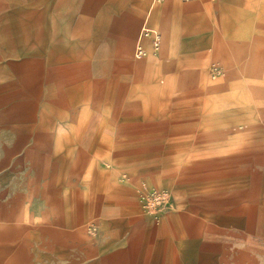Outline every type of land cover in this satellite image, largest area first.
<instances>
[{
	"label": "rangeland",
	"instance_id": "rangeland-1",
	"mask_svg": "<svg viewBox=\"0 0 264 264\" xmlns=\"http://www.w3.org/2000/svg\"><path fill=\"white\" fill-rule=\"evenodd\" d=\"M224 1L156 2L158 23L174 28L178 57L167 62L172 83L165 85L161 76L163 87L152 92L135 68L145 65L133 56L136 37L145 20L165 35L144 5L135 0H0V118L26 121L24 141L9 134L7 142L0 141V155L23 151L24 166L18 168L24 178L18 182L28 190L39 182L34 208L41 214L38 222H9L14 236L10 233L8 264H102L91 257L110 235L120 237L122 249L129 235L140 233L132 229L141 225L138 219L80 221L79 205H65L60 198L65 182L54 176L90 172L96 161L128 167L135 177L138 208L151 229V237H138L140 248L157 241L156 228L178 189L184 200L187 195L194 199L172 209L192 211L207 235L185 246L188 264H264V8L255 13V37L234 43L243 70L234 65L227 71L211 53L213 17L195 18L185 8H219ZM227 2L243 9V0ZM131 17L137 27L123 54L121 41ZM110 40L112 48L106 45ZM249 58L258 59L260 67L253 62L247 67ZM101 62L104 69L97 67ZM229 82L241 92L217 93L215 105L221 106L222 95L232 102L241 97L243 106L208 120L209 97L228 89ZM76 119L86 123L80 139L54 140L52 134L65 133V123ZM106 121H119L114 127L119 134L145 140L128 145L91 141L96 134L113 132L102 125ZM156 190H166L168 202L145 206L142 195ZM29 209L25 204L24 219ZM51 211L67 220L47 221L44 214Z\"/></svg>",
	"mask_w": 264,
	"mask_h": 264
},
{
	"label": "crops",
	"instance_id": "crops-1",
	"mask_svg": "<svg viewBox=\"0 0 264 264\" xmlns=\"http://www.w3.org/2000/svg\"><path fill=\"white\" fill-rule=\"evenodd\" d=\"M135 2L139 3L140 6L144 5L148 8L146 14H148L151 22L157 26L159 25L165 35V38H162L163 49L159 52L152 51L150 41L145 40V45L149 50V57L146 60L135 58L133 52L135 59L145 63V65L140 67L135 66L143 75L145 88H149L152 92L157 90L160 91L159 89L163 87L160 83L161 76L166 78L164 82L165 85L168 86V84L170 85L172 83L167 72V62H170L171 59H177L178 57L174 28L170 27L167 23H158L159 20L157 17L160 13V7L156 5L155 0H152L151 3H149L148 0H135ZM261 2L262 5L259 6L254 5V0H243V9H237L233 7L232 4L229 5L227 0H225L219 8H212L202 4H192L185 7L192 17L198 18L205 14H210L213 17L212 29L208 36L213 39L214 44L211 53L218 57L221 70L227 71L234 65H237L239 67L238 69L243 70V57L238 54L234 43L236 40H250L255 37L253 33L254 21L256 19L255 13H257V8H264V0ZM174 7L176 8L178 6L174 4ZM147 23L151 27L156 28L148 21ZM136 27L137 21H135V18H128L126 31L121 41V51L123 54H127L130 50ZM139 33L137 34L136 41ZM260 34H264V31ZM113 44L111 40L106 43L110 48L113 47ZM247 60V67L251 68L250 63L253 62V59L249 58ZM262 60L264 62V57ZM258 61V59H254V67H260ZM97 67H99V69H104L105 65L102 63L97 65ZM107 67H110V64H107ZM228 85V89L218 90L209 97L204 108L208 120L213 121L214 119L217 121L226 113L229 116L235 105L243 106L241 97L238 102H232L231 97L228 99L222 95L220 96L221 106L215 105L217 93L231 94L241 92L236 82H229ZM238 88L239 90H237ZM133 90L134 87H132V91ZM153 100H155V98ZM217 112L221 114L217 116ZM130 118L133 117H129V119ZM23 122H26L24 118L13 117V119H6L1 117L0 141L7 142V136L10 134L14 136L13 139H15L16 142H23L25 135ZM105 124L111 126L110 130L113 132L96 134L94 139H90L91 141L99 143L107 142L106 144H109V142H126L128 145L136 140L144 139L143 136L136 138V135L119 134L116 132L114 127L121 124L119 121L118 123H114V121L102 123V125ZM128 124L134 126L132 121H128ZM84 125H86V123H82L78 119L75 121L71 120L70 123H65L64 125L67 130H65V133L52 134L54 135V140L55 136L56 140L60 142L64 140H78L80 139V134L78 132L82 130L81 126ZM45 134L50 135L51 133ZM30 135H33V133L31 132ZM31 139L40 141L39 137H32ZM125 145L126 144L123 146ZM4 154L5 153L0 155V264H8L10 233L12 237L14 236L12 234V226H10L11 231L9 232V222L17 223L27 220L38 222L41 220V214L34 208L35 200L39 197L37 194L39 182L36 181L32 183L30 186L31 190L24 188L22 183L18 182V180L24 178V171L22 170L24 166L23 151L20 154L16 152L14 155L8 153ZM70 156L72 155L66 157L71 158ZM102 162L103 163L96 161L95 165L90 168V172H78L73 175L70 173L69 177L65 178H62L61 175H55L53 178L54 181L58 179L65 182L63 184L62 193L61 189L59 192L60 198L67 200L64 201L65 205H79L80 221L94 220L100 223H122L127 221L132 223L135 219H138L141 223L138 228L136 225L132 227L133 232L136 229L140 231V233L134 235L132 233L129 235V241H126L127 244H125V248L120 249L119 244L123 245L124 243L119 241V236L110 235V237H108L107 235L108 238L105 240V245L102 249H97V252L93 254L91 258H94L96 263L101 262L102 264H188L189 259L183 255L185 246H189V244L192 245L193 241H197L200 237L207 235L206 233L203 235V231L199 228L200 221L192 216V211L185 210L183 212V210H178V208L174 210L172 208L173 206H189L194 198L187 195V199L184 200L183 194L180 193L178 189H175L176 193L173 194L172 207L165 213V216H163L162 221L156 228L155 237L157 241L154 244H144L145 246L142 244L144 247L140 248L138 237H151L149 234L151 229L149 227V220L141 216L138 208V183L136 184L135 177L128 171V167L124 168L125 166H121L120 164L111 165L109 161ZM115 163H120V161H115ZM19 165L22 167L21 171H19ZM25 204L30 205V209L28 210L29 219H24ZM13 205L15 207L12 208ZM53 205H56V203L53 202ZM44 216L47 221L67 220V218H56L53 211L48 213V216L47 213L44 214ZM87 259L88 257H86V260Z\"/></svg>",
	"mask_w": 264,
	"mask_h": 264
},
{
	"label": "built area",
	"instance_id": "built-area-1",
	"mask_svg": "<svg viewBox=\"0 0 264 264\" xmlns=\"http://www.w3.org/2000/svg\"><path fill=\"white\" fill-rule=\"evenodd\" d=\"M165 1L167 0H155V2H159V3ZM145 40L150 41L152 51L154 52L160 51L162 45V34L158 29L151 27L147 23V21H145V23L143 24L136 41L134 56L137 59L146 60L149 57V50L145 45ZM142 199L145 201V206H148L150 204L152 205V203H161L162 205H165L169 200L168 192L166 190H162V191L156 190L150 194L149 193L143 194Z\"/></svg>",
	"mask_w": 264,
	"mask_h": 264
}]
</instances>
